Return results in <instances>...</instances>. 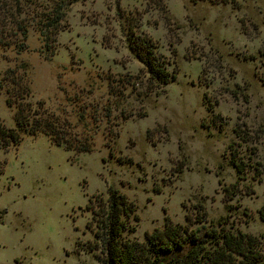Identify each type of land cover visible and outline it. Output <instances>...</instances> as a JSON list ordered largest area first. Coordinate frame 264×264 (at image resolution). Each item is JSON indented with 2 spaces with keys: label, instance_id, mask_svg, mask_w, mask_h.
I'll list each match as a JSON object with an SVG mask.
<instances>
[{
  "label": "rangeland",
  "instance_id": "rangeland-1",
  "mask_svg": "<svg viewBox=\"0 0 264 264\" xmlns=\"http://www.w3.org/2000/svg\"><path fill=\"white\" fill-rule=\"evenodd\" d=\"M55 1L0 0L28 29L23 51L0 46V121L27 104L63 141L0 150V264H103L87 205L109 188L136 207L125 239L171 225L262 241L264 0H64L41 34Z\"/></svg>",
  "mask_w": 264,
  "mask_h": 264
},
{
  "label": "trees",
  "instance_id": "trees-1",
  "mask_svg": "<svg viewBox=\"0 0 264 264\" xmlns=\"http://www.w3.org/2000/svg\"><path fill=\"white\" fill-rule=\"evenodd\" d=\"M18 3V0H16ZM54 15L47 17L41 23L39 30L44 34L47 30L58 26L64 14V0L55 1ZM17 4H14L16 7ZM5 5H0V46H13L17 51L26 48L27 25L23 20H17L16 15H7ZM12 16V17H11ZM6 18L9 23L6 24ZM11 18V19H10ZM20 36V38H19ZM15 37V41H13ZM150 73L159 78L160 83L169 82L168 74L162 69V64L154 56L142 61ZM14 77V75L12 76ZM27 94V92H26ZM12 105L10 99L6 100ZM25 104L19 105L14 113L15 128H7L0 121V150L8 149L20 143L23 134L36 135L43 133L55 144L63 141L53 134L48 120L33 121L31 110ZM30 114V117L26 115ZM79 151H89L87 142L76 146ZM231 164L237 172L240 166L232 160ZM90 223H94V241L88 243L89 250L100 248L97 258L103 264H264V234L261 239L240 230L229 228H207L203 234L199 230H192L190 234L180 236L176 227L169 225L157 234L148 235L145 241L125 239L124 232L132 233L135 225H129L130 220H137L136 207L133 202L115 188H109L105 199L102 197L90 201L87 208H94ZM89 223V225H90ZM159 232V231H158ZM96 252V251H95Z\"/></svg>",
  "mask_w": 264,
  "mask_h": 264
}]
</instances>
